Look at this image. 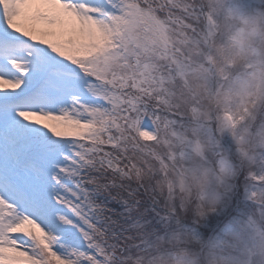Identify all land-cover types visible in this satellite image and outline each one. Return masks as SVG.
Wrapping results in <instances>:
<instances>
[{
    "label": "snow or ice",
    "instance_id": "obj_1",
    "mask_svg": "<svg viewBox=\"0 0 264 264\" xmlns=\"http://www.w3.org/2000/svg\"><path fill=\"white\" fill-rule=\"evenodd\" d=\"M245 15L229 0H0V264L101 258L97 213L115 210L95 196L143 190L119 182L134 137L182 119L163 109L187 49Z\"/></svg>",
    "mask_w": 264,
    "mask_h": 264
},
{
    "label": "clouds",
    "instance_id": "obj_2",
    "mask_svg": "<svg viewBox=\"0 0 264 264\" xmlns=\"http://www.w3.org/2000/svg\"><path fill=\"white\" fill-rule=\"evenodd\" d=\"M216 30L219 36L187 49L182 74L168 82L163 111L182 119L165 114L150 138L137 132L140 151L119 181L161 204L165 231L140 219L139 196L122 198L119 215L136 219L120 230L121 221L98 211L103 251L90 264H264V15L220 20ZM240 170L251 178V210L209 238L185 227L186 217L202 225L229 206Z\"/></svg>",
    "mask_w": 264,
    "mask_h": 264
},
{
    "label": "rangeland",
    "instance_id": "obj_3",
    "mask_svg": "<svg viewBox=\"0 0 264 264\" xmlns=\"http://www.w3.org/2000/svg\"><path fill=\"white\" fill-rule=\"evenodd\" d=\"M229 2L235 3L236 5H238L241 8V10L245 13L264 11V0H229ZM224 142L226 145L230 146L231 142L228 138H225ZM238 175H241V176H238ZM237 176H238L237 177L238 179L237 178L235 179L233 190L229 195L230 204L228 207H226L222 211H219L218 213L211 215L205 224L194 225L193 222L192 224H189L185 222L184 220L182 221L184 226L192 228L195 232H197L198 235L201 236V238H203V235L200 233L199 228H202V229L207 228L206 226H209L211 224L210 220H214L215 224H217L218 222H220L219 219L225 213L223 220L226 219L227 221L226 220L223 221L224 226L221 227L219 232L216 231L213 234V235H218L220 234L221 230L225 227L226 224L244 215L245 213L249 212L251 208L253 207L252 202L248 200V188H249V182L251 178L247 175V172L245 170H240ZM235 195L236 197H240V202L237 201V203H235L236 200L234 201L232 200V198H235ZM149 204L150 205L148 207L149 209L148 216L142 220L147 221L146 226L149 229L162 233L165 231L163 227V223H162L163 218L161 216V213L164 211V209L161 207L160 203H153L151 200H149ZM232 205L234 206L236 205L237 208L234 214L228 215L227 212ZM103 223L104 222L101 223V227L103 226ZM206 238H209V237L206 236ZM83 248L85 249L87 248V242H84Z\"/></svg>",
    "mask_w": 264,
    "mask_h": 264
},
{
    "label": "trees",
    "instance_id": "obj_4",
    "mask_svg": "<svg viewBox=\"0 0 264 264\" xmlns=\"http://www.w3.org/2000/svg\"><path fill=\"white\" fill-rule=\"evenodd\" d=\"M238 176H241V175H238ZM236 176L235 179L238 177ZM238 179V178H237ZM138 196L140 197V200H139V204H138V207L141 208V209H144L146 210L145 212V215L140 217V219H144L148 216V212H149V200L148 198H146V194L143 192V190H139L138 191ZM95 199L97 202L99 203H103L106 205L107 208H110V209H114L115 210V213L113 214V217L119 221H121V224H120V230H123L124 226L125 225H129L130 223L133 222V220L136 219V215L134 213H129L128 215H125V216H120L119 214L120 213H123L125 211V208L127 207L123 202L121 201H113L110 199V197H108L107 195H96L95 196ZM232 200H236L235 203H237V201L240 202V197H236L235 195V198H232ZM234 203V204H235ZM236 205H232L230 207V209L228 210V215L229 214H234L235 213V210H236ZM225 216V213L222 215V217L219 219L220 222H218L217 224H215L214 220H210V225L209 226H206L207 228H199V231L200 233L203 235V238H206L207 237H210L213 236L214 232H219L221 227L224 226L223 224V217ZM185 222L189 223V224H192V221L190 219V217H186L185 219ZM183 220V221H184ZM227 221V220H226ZM104 222V221H98L99 225L101 226V223Z\"/></svg>",
    "mask_w": 264,
    "mask_h": 264
}]
</instances>
